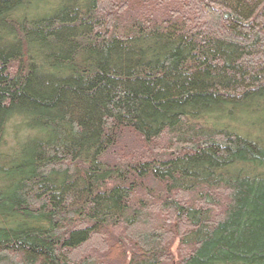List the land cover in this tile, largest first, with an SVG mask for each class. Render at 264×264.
Instances as JSON below:
<instances>
[{
  "label": "trees",
  "instance_id": "1",
  "mask_svg": "<svg viewBox=\"0 0 264 264\" xmlns=\"http://www.w3.org/2000/svg\"><path fill=\"white\" fill-rule=\"evenodd\" d=\"M0 264H264V0H0Z\"/></svg>",
  "mask_w": 264,
  "mask_h": 264
}]
</instances>
